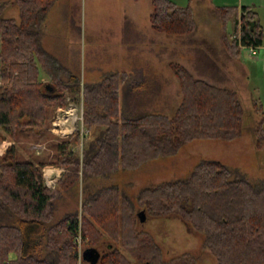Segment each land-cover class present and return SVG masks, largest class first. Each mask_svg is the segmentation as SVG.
I'll return each mask as SVG.
<instances>
[{
	"label": "trees",
	"instance_id": "1",
	"mask_svg": "<svg viewBox=\"0 0 264 264\" xmlns=\"http://www.w3.org/2000/svg\"><path fill=\"white\" fill-rule=\"evenodd\" d=\"M55 2L0 0V141L12 140L0 153V264H88L83 252L97 249L104 236L110 243L99 252L97 264H132L119 245L139 264H194L188 253L163 261L153 236L137 230L138 209L188 222L203 233L215 264H264V180L251 181L215 159L201 160L186 178L142 187L134 198L120 193L117 185L93 191L87 187L88 193L83 186L80 210L54 219L56 204L44 181V166L65 168L55 185L61 195L76 190L80 181L176 154L194 139L232 140L241 133L243 113L235 90L196 78L179 63H171V69L182 97L171 117L122 110L121 86L125 95L135 88L128 74L110 72L98 81L82 82L44 47L43 25ZM13 4L18 18L4 15ZM151 4L149 21L155 31L183 35L194 30L190 4ZM216 7L224 29L231 19L240 23V43L262 44V29L250 6ZM223 41L233 56L240 55L236 38L223 32ZM76 95L82 96L85 131L98 132L85 145L80 130L53 141L48 116L67 96ZM253 104L260 115L255 145L262 148L264 110L257 99ZM49 138L51 160L23 157L15 144ZM81 143L79 152L75 146Z\"/></svg>",
	"mask_w": 264,
	"mask_h": 264
},
{
	"label": "rangeland",
	"instance_id": "2",
	"mask_svg": "<svg viewBox=\"0 0 264 264\" xmlns=\"http://www.w3.org/2000/svg\"><path fill=\"white\" fill-rule=\"evenodd\" d=\"M172 1L181 6L190 4L193 8L195 27L190 33L171 35L155 31L149 21L151 0H56L43 25V45L78 74L82 82L98 81L110 72L128 74L135 88L125 95L121 86L120 104L122 110H129L134 115L140 112L173 115L182 96L171 63H179L194 77L237 92L243 112L240 135L232 140H191L183 143L176 154L148 160L135 169H119L106 177H94L84 184L80 181L76 190L61 195L55 185L65 168L62 167V172L55 176L51 169L54 165L48 164L42 173L54 196V219L66 212L80 210L83 194L88 193V189L93 191L101 186L117 185L120 193L134 198L142 187L186 178L203 159L219 160L240 170L251 181L264 180V146L257 148L255 145V128L260 115L253 104L257 99L264 110V0ZM235 3L251 5L262 29V46L250 53L247 46L239 45L241 55L237 57L225 46L223 32L236 38L239 44L241 25L231 19L224 29L221 15L213 6ZM4 15L18 18L17 7L10 5ZM82 110L81 95L67 96L63 105L51 110L47 131L53 141L70 138L77 130L82 134L83 144L96 135L98 129L86 132L79 118L74 121ZM67 117L73 118L75 130L63 135L66 125L68 127ZM51 141L52 138L20 140L15 144L23 157L51 160ZM11 142L8 137L1 140L0 150ZM82 143L75 146L79 152ZM83 186L88 189L83 190ZM136 227L153 236L161 248L163 261L188 253L195 259L194 264L216 263L215 256L204 245L203 233L177 215L147 213L143 221L137 217ZM109 243L110 239L104 236L97 250L106 251ZM119 248L132 264H139L122 246ZM90 261L97 264L95 257Z\"/></svg>",
	"mask_w": 264,
	"mask_h": 264
},
{
	"label": "built area",
	"instance_id": "3",
	"mask_svg": "<svg viewBox=\"0 0 264 264\" xmlns=\"http://www.w3.org/2000/svg\"><path fill=\"white\" fill-rule=\"evenodd\" d=\"M240 46L241 47H248V50H249V52L250 53H254V51L256 50V47L257 46H254V45H250V44H247V45H245V44H242V43H240ZM83 111V110H82ZM67 112V111H66ZM80 119L81 121L83 120V114H82V112H81V114H80V116L78 117V116H76L75 117V120L74 121H77V119ZM71 119V120H70ZM66 121H68L67 123H68V127H67V125H66V128H65V130H63L65 133L63 134V135H66V134H70V133H72L74 130H75V128H74V125H73V118H71V117H67L66 118ZM55 122H53L52 124H54ZM71 124V125H70ZM76 241H77V243H78V247H79V258H81V250H82V246H81V242H82V240H81V236H80V234L77 236V239H76Z\"/></svg>",
	"mask_w": 264,
	"mask_h": 264
},
{
	"label": "water",
	"instance_id": "4",
	"mask_svg": "<svg viewBox=\"0 0 264 264\" xmlns=\"http://www.w3.org/2000/svg\"><path fill=\"white\" fill-rule=\"evenodd\" d=\"M137 217L139 219H141V221H143L145 219V212L144 210H140L138 213H137ZM83 256H84V259L87 261V262H90L91 264V259L92 258H96L98 260V257H99V251L97 249H88L86 251L83 252Z\"/></svg>",
	"mask_w": 264,
	"mask_h": 264
},
{
	"label": "crops",
	"instance_id": "5",
	"mask_svg": "<svg viewBox=\"0 0 264 264\" xmlns=\"http://www.w3.org/2000/svg\"><path fill=\"white\" fill-rule=\"evenodd\" d=\"M224 5V4H223ZM234 5H236V3L234 4ZM242 5H246V6H250L252 9H253V7L251 6V5H248V4H237V6H242ZM16 6V5H15ZM213 6H217V5H213ZM17 7V6H16ZM192 8V7H191ZM193 9V8H192ZM18 10V9H17ZM253 11H255L254 9H253ZM256 12V11H255ZM257 14V13H256ZM259 24H260V22H259ZM261 26V25H260ZM43 41V40H42ZM261 46H262V44H261ZM45 47V46H44ZM46 48V47H45ZM243 48V47H242ZM47 49V48H46ZM48 50V49H47ZM240 55H241V51H240ZM8 145V144H7ZM6 148V147H5ZM5 150V149H4ZM4 150H0V153H2ZM45 167V166H44ZM43 167V168H44ZM46 168V167H45ZM52 170H53V173H54V175L56 176V175H58L59 173H61L62 172V170L61 169H63L62 167H52L51 168ZM49 172H50V170H49ZM138 220H139V218H138ZM88 264H90V262H87Z\"/></svg>",
	"mask_w": 264,
	"mask_h": 264
},
{
	"label": "bare ground",
	"instance_id": "6",
	"mask_svg": "<svg viewBox=\"0 0 264 264\" xmlns=\"http://www.w3.org/2000/svg\"><path fill=\"white\" fill-rule=\"evenodd\" d=\"M71 120V119H70ZM50 172H51V170H50Z\"/></svg>",
	"mask_w": 264,
	"mask_h": 264
}]
</instances>
